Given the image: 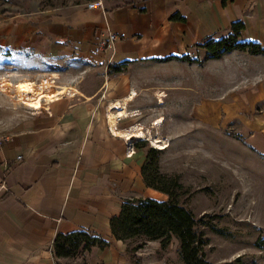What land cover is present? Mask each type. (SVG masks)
Here are the masks:
<instances>
[{
    "label": "crops",
    "instance_id": "0c3cea01",
    "mask_svg": "<svg viewBox=\"0 0 264 264\" xmlns=\"http://www.w3.org/2000/svg\"><path fill=\"white\" fill-rule=\"evenodd\" d=\"M98 1L93 9L81 3L28 18L0 16V62H51L55 67L42 73H59L75 92L0 118L6 137L0 147V264H59L65 258L52 254L54 235L78 230L108 246L69 260L111 264L123 243L111 237L108 220L120 204L165 198L142 182L145 149L132 145L142 139L126 137L150 130L165 144L168 135L153 125L163 115L165 91L196 87L197 75L203 77L199 87L210 86L213 64L220 65L215 75L226 87L262 81L264 55L234 49L205 58L198 45L240 22L239 40L264 48V0ZM174 14L178 18L170 19ZM110 34L109 47L95 51ZM118 65V71L108 68Z\"/></svg>",
    "mask_w": 264,
    "mask_h": 264
},
{
    "label": "rangeland",
    "instance_id": "374dc122",
    "mask_svg": "<svg viewBox=\"0 0 264 264\" xmlns=\"http://www.w3.org/2000/svg\"><path fill=\"white\" fill-rule=\"evenodd\" d=\"M88 1L92 0H0V16L28 18ZM50 63L0 62V118L26 112L35 102L42 104L41 98L57 89L54 86H74L65 83L59 73L43 74L41 70L55 67ZM217 65L211 68L210 86L199 87L198 79L203 77L197 75L196 87L165 91L163 121L156 133L168 135V147L157 149L151 143L150 130L140 138L144 149L158 151V170L176 175L185 189L179 202L195 218L218 229L198 226L205 239V260L211 264H264V71L258 87H226L228 83L215 75ZM50 76L53 85L41 81ZM124 247L113 255L111 264L118 260L121 264H181L174 239L162 250L156 242H145L134 258L124 253ZM72 261L65 258L59 264H91L80 257Z\"/></svg>",
    "mask_w": 264,
    "mask_h": 264
},
{
    "label": "trees",
    "instance_id": "16d2710c",
    "mask_svg": "<svg viewBox=\"0 0 264 264\" xmlns=\"http://www.w3.org/2000/svg\"><path fill=\"white\" fill-rule=\"evenodd\" d=\"M170 19H177L171 15ZM243 28L240 22L230 24V32L218 39H207L198 45L205 52V58H217L221 54L240 50L248 54L264 55V48L255 42L240 41L239 31ZM181 60L196 61L187 55ZM118 66H109L111 71H118ZM134 147H144V140L132 142ZM158 151L147 148L144 161L140 167L143 184L165 195L163 200L153 198H130L120 204L119 212L109 218L108 227L111 237L121 241L124 253L135 256L145 242H156L159 249L167 247L176 240V255L181 264H211L205 260L203 246L205 239L198 226H207L215 232L218 229L194 217L193 213L179 202V195L184 192L176 175H166L158 170ZM108 242L101 237L83 230L54 235L51 247L55 258H71L79 251H88L91 247L103 250ZM133 255V256H132ZM137 259H135V262ZM135 264V263H134Z\"/></svg>",
    "mask_w": 264,
    "mask_h": 264
},
{
    "label": "bare ground",
    "instance_id": "6f19581e",
    "mask_svg": "<svg viewBox=\"0 0 264 264\" xmlns=\"http://www.w3.org/2000/svg\"><path fill=\"white\" fill-rule=\"evenodd\" d=\"M50 78H54L53 76H50ZM43 80H45V81H47V82H49V83H51L52 84V81H50V79H48V78H44V79H42L41 81H43ZM33 82V81H32ZM53 85V84H52ZM54 88H57V89H51V90H49V92L47 93V96H46V99L47 100H51V99H55V98H58L59 96H62L64 93H65V91H66V88H63V89H60V87H57V86H54ZM59 88V89H58ZM131 95V94H130ZM133 95V94H132ZM45 99V97H42L41 98V100H42V102L44 101V100H46ZM128 99V98H127ZM28 107V106H27ZM114 107L115 108H117V110H120L121 108H118V104H115L114 105ZM30 109H34V108H31V107H29ZM162 121H163V119H162V117H160V118H158L157 120H155L154 122H153V125H156V126H159L161 123H162ZM112 123H114L113 122V120H112ZM113 128H114V131H116L117 133H120L121 131H118L116 128H115V125H113ZM125 132V131H124ZM133 133V132H132ZM130 134V133H129ZM120 135H121V133H120ZM136 136H134L133 134L132 135H128L126 138H132V137H143V135H144V133L142 134H135ZM138 135V136H137ZM126 136V135H125ZM151 143L157 148V149H163V148H165L166 147V144H164L163 142H161V141H159L157 138H155V136H154V138H152L151 139Z\"/></svg>",
    "mask_w": 264,
    "mask_h": 264
},
{
    "label": "built area",
    "instance_id": "2783aa9c",
    "mask_svg": "<svg viewBox=\"0 0 264 264\" xmlns=\"http://www.w3.org/2000/svg\"><path fill=\"white\" fill-rule=\"evenodd\" d=\"M100 3L98 0H92V1H88L87 3H85V7L87 9H93L97 6H99ZM115 36L113 34L108 35L106 40L100 41V43L98 44V46L95 48V51H105L108 47L109 44L114 40ZM51 79L50 81H52L53 84V78H49ZM69 89V90H68ZM3 93L0 91V95H2ZM66 96L72 97L75 95V92L71 90L70 87H67V90L64 93ZM6 140V137L3 135H0V147L2 146V144L4 143V141ZM17 159H19V157H16Z\"/></svg>",
    "mask_w": 264,
    "mask_h": 264
}]
</instances>
